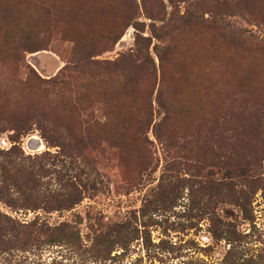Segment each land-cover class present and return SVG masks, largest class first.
<instances>
[{"label": "rangeland", "instance_id": "1", "mask_svg": "<svg viewBox=\"0 0 264 264\" xmlns=\"http://www.w3.org/2000/svg\"><path fill=\"white\" fill-rule=\"evenodd\" d=\"M41 2L51 5L54 24L43 50L25 53L21 65L1 57L0 72L54 78L78 59L73 38L95 45L89 60L132 52L158 68L161 58L169 89L179 87L170 98L180 106L162 129L174 147L153 134L164 116L155 94L149 113L148 98L131 97L129 127L120 133L128 139L116 145L105 134L93 154L97 190L89 187L71 212L38 213L50 224L73 222L79 237L0 256V264H223L230 245L212 236L217 222L240 236L231 247L239 262L264 264V0H0V35L33 28L44 13ZM22 107H9L10 114H22ZM146 120L151 126L142 127ZM31 124L17 146L26 154L60 153L56 133ZM13 133L0 132L1 148H10ZM0 211L23 221L35 217L3 204ZM131 220L138 239L109 252L103 233Z\"/></svg>", "mask_w": 264, "mask_h": 264}, {"label": "trees", "instance_id": "2", "mask_svg": "<svg viewBox=\"0 0 264 264\" xmlns=\"http://www.w3.org/2000/svg\"><path fill=\"white\" fill-rule=\"evenodd\" d=\"M40 6L44 13L33 28L26 24L19 35H0V58H9L21 65L25 53L43 50V40L54 24L50 18L51 5L41 2ZM72 41V55L78 59L68 62L63 72L54 78L41 79L33 70L25 79L13 72L6 76L0 72V132H14L10 148L0 147V204L13 212L35 214L31 220L23 221L0 211V256L5 260L13 258L16 253L40 250L43 246L62 244L79 237L73 222L50 224L38 213L71 212L84 200L89 187L97 190L91 181V174L96 170L93 154L101 149L103 138L115 141L116 145L128 139L120 133L129 127L125 117L131 97L136 102L148 98L150 104L146 107L149 113L153 109L155 94L154 102L164 110V116L153 125V134L166 146L174 147L172 138L164 137L162 129L171 124L168 115L173 113L174 107L180 106L178 99L170 98L179 95V87L175 84L169 89L162 59L159 58L158 68L154 63L149 65L151 62L146 57L143 62L137 60L140 54L132 52L121 54L112 61L89 60L87 57L95 45L89 49L80 39L73 38ZM151 79L154 82L147 90ZM18 105L23 106V113L10 114L9 107ZM30 107L41 109L36 114H28L26 111ZM99 112L103 119L98 118ZM33 120L56 133L57 139L61 140L60 153L26 154L17 146L22 136L31 131ZM152 121H141L140 124L142 127L151 126ZM105 134L111 135L102 138ZM145 207L140 211L142 214ZM108 229L101 237L109 252L116 246L128 247L140 233L133 220L117 223ZM212 236L230 245L229 257L224 258L223 264H243L235 253L232 254V242L239 241L240 237L233 226H220L217 222Z\"/></svg>", "mask_w": 264, "mask_h": 264}]
</instances>
